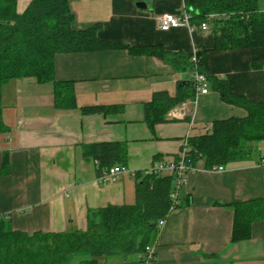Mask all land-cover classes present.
<instances>
[{"label":"crops","instance_id":"1","mask_svg":"<svg viewBox=\"0 0 264 264\" xmlns=\"http://www.w3.org/2000/svg\"><path fill=\"white\" fill-rule=\"evenodd\" d=\"M31 2L17 0V13L23 14ZM185 5V0L70 2L74 30L99 27L103 42L162 47L188 59L205 51L211 76L227 81L234 95L264 103V49L216 51L212 25L209 32L160 30L157 19L180 13ZM184 67L178 71L158 58L133 56L123 49L60 54L55 79L73 85L77 109L71 111L56 109L52 84L34 79L6 84L0 99L5 128L0 134V220L26 234L86 231L89 211L135 203L131 173L175 157L185 139L204 135L214 122L247 117L209 85L206 95L177 107L168 123L150 130L146 105L156 93L174 97L179 84L193 77ZM100 107L123 111L81 113ZM101 143L126 145L129 174L114 182L100 180L85 147ZM258 151L264 161V144ZM258 162L234 163L223 172L206 171L200 163L182 192L183 206L167 217L158 236L154 264H264V221L253 225L251 240L232 243L230 206L264 199V167ZM131 262L139 264L140 256ZM98 264L124 263L110 259Z\"/></svg>","mask_w":264,"mask_h":264},{"label":"trees","instance_id":"2","mask_svg":"<svg viewBox=\"0 0 264 264\" xmlns=\"http://www.w3.org/2000/svg\"><path fill=\"white\" fill-rule=\"evenodd\" d=\"M72 0H32L23 14L17 13V0H0V99L3 87L12 82L34 79L39 84L54 85L55 107L60 111L77 109L73 85L55 79V58L60 54L103 50H128L133 56L155 57L186 72L205 75L208 84L230 106L247 112L244 119L212 123L204 135L188 138L186 163L204 170L241 162L263 160L258 145L264 144V103L233 94L227 81L208 72L206 52L197 53V65L182 55H173L162 47L134 48L99 39V27L86 31L73 29L75 16ZM192 24L214 26L215 50L264 49V11L261 0H186ZM198 86L193 77L179 84L174 97L156 93L145 107V122L154 131L168 123V115L177 107L195 101ZM122 108H86L81 113L108 114ZM174 122V121H173ZM0 121V134L4 131ZM99 178L114 167L126 168L127 147L122 143H101L85 147ZM179 155V154H178ZM178 155L173 158L179 159ZM5 157L4 172L8 169ZM159 160L157 163L162 162ZM136 201L132 205L108 206L88 212L86 231L26 234L8 228L0 220V264H98L120 259L124 264L141 256L159 236L158 225L166 219L173 202L175 179L172 176L137 172ZM183 206L182 192L179 204ZM234 211L232 243L251 240L255 223L264 221V199L237 203Z\"/></svg>","mask_w":264,"mask_h":264},{"label":"built area","instance_id":"3","mask_svg":"<svg viewBox=\"0 0 264 264\" xmlns=\"http://www.w3.org/2000/svg\"><path fill=\"white\" fill-rule=\"evenodd\" d=\"M186 2V0H185ZM159 23L160 30L163 32H168L171 29L178 28H187L191 31H196L199 29L202 32H209L210 28L208 24H203L201 26H195L192 24V15L187 11L186 5L182 12L178 14H166L160 16L157 19ZM192 62L197 65V57L196 55L192 58ZM193 80L198 86V94L206 95L208 93L209 84L207 82V78L203 74H199L196 70L193 74ZM197 94V95H198ZM208 132L210 129H206ZM188 138L185 139L181 152L179 153V159L169 158L165 159L160 163L155 164L153 167L145 171L146 175L152 174H160V175H168L172 176L175 179V191L171 195V200L173 205L170 210V214L176 210L181 192L188 186L189 176L194 172H197L198 169L193 166H189L186 163V153L188 152ZM264 167V161L262 163ZM225 168H215L211 170L212 172H223ZM129 174L126 168L122 167H114L109 170V172L105 173L103 177L100 178L102 181L114 182L117 181L122 175ZM134 177L136 173H131ZM169 214V215H170ZM167 219L160 221L158 225L159 235L163 231L166 226ZM156 251H157V242L146 247L144 253L140 256L139 264H154L156 261Z\"/></svg>","mask_w":264,"mask_h":264},{"label":"rangeland","instance_id":"4","mask_svg":"<svg viewBox=\"0 0 264 264\" xmlns=\"http://www.w3.org/2000/svg\"><path fill=\"white\" fill-rule=\"evenodd\" d=\"M261 8H264V0H261ZM133 264V263H131Z\"/></svg>","mask_w":264,"mask_h":264},{"label":"water","instance_id":"5","mask_svg":"<svg viewBox=\"0 0 264 264\" xmlns=\"http://www.w3.org/2000/svg\"><path fill=\"white\" fill-rule=\"evenodd\" d=\"M139 7H141V8H146L144 5H142V4H140V5H138Z\"/></svg>","mask_w":264,"mask_h":264}]
</instances>
